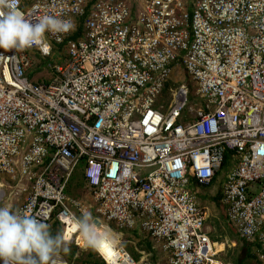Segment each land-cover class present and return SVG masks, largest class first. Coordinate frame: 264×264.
Returning <instances> with one entry per match:
<instances>
[{"label":"built area","instance_id":"1","mask_svg":"<svg viewBox=\"0 0 264 264\" xmlns=\"http://www.w3.org/2000/svg\"><path fill=\"white\" fill-rule=\"evenodd\" d=\"M19 7L33 23L54 15L74 28L0 49V204L57 223L78 253L86 247L72 228L86 211L107 230L137 231L168 264H222L225 245L211 239L197 196L230 153L219 204L264 264V0ZM33 54L48 83L30 77ZM78 172L85 197L69 188Z\"/></svg>","mask_w":264,"mask_h":264},{"label":"clouds","instance_id":"2","mask_svg":"<svg viewBox=\"0 0 264 264\" xmlns=\"http://www.w3.org/2000/svg\"><path fill=\"white\" fill-rule=\"evenodd\" d=\"M0 9H2L0 10V49L22 50L39 46L44 41L45 33L66 34L74 28L71 20L54 15H43L33 23L20 10L19 0H0ZM32 78L38 81L36 75ZM76 176L83 184L81 174L76 173L73 179ZM74 225L86 248L99 253L106 247H115L116 235L111 231H100L92 221L89 212H83L79 218L75 219ZM131 233L140 235L137 231ZM65 244L66 237L62 233L53 235L47 223L24 212L14 211L8 206H0V264H51L58 252L68 251ZM150 244L151 251H145L148 255L154 252L152 242ZM131 258L134 260L133 257ZM138 260L140 258L134 261Z\"/></svg>","mask_w":264,"mask_h":264},{"label":"rangeland","instance_id":"3","mask_svg":"<svg viewBox=\"0 0 264 264\" xmlns=\"http://www.w3.org/2000/svg\"><path fill=\"white\" fill-rule=\"evenodd\" d=\"M39 77L37 78H42V79H50L51 76L49 72H41L38 74ZM182 79H184L183 76L177 78L178 82H180ZM189 106L192 105V102L189 101L188 103ZM184 118L187 117V113L183 114ZM83 167V164L80 165V168ZM3 181V180H0ZM223 181V176H219L209 187H198V191L200 194L197 196L199 205L204 207L206 209V214H207V222L205 226L209 227L210 231L212 232L211 236L215 237H222V240L229 242V244L225 245L224 251L221 252L219 255V258L226 263H232L236 260V258L239 255V246L235 247V244L230 243L232 231L230 228H228L226 224V220H224V215L222 213V210H220V204H217V200H215L216 197H218L219 193V188H220V183ZM4 182V181H3ZM80 185V186H79ZM78 186V187H77ZM84 185L80 182L78 177L76 176L75 179H73V182L70 186V191L72 194H75L76 196H81L85 197V191L83 189ZM5 193L9 195L10 191L8 190L7 187L4 189ZM79 196V197H80ZM12 198V196H10ZM86 199V198H85ZM0 206H5L4 203H1ZM100 231H111L113 234L116 235L117 241L115 247L118 248V244H120V248H122L124 251H126L131 257L134 258V254L138 258H142V255L139 254V252H144V254H147L145 252L146 250L142 249V246L146 244V241L143 239V236L141 235H134V233H131V231H118L114 228V225H111L109 227V230L106 229L102 224L96 225ZM51 227V226H50ZM136 233V232H135ZM81 236H79V239H77L78 243L80 245H83V243L80 241ZM67 248L68 245H65ZM220 250H222V246L218 247ZM144 250V251H142ZM90 248H86L85 251L80 252V257L84 258L85 255L88 253H93ZM60 252H64L61 250ZM96 252V251H95ZM98 253V252H97ZM96 253V254H97ZM58 255L62 256L59 252L57 253ZM99 254V253H98ZM134 260H137L134 258ZM148 263L151 264H168L166 256L161 252L158 253L157 251H154L152 254L146 256L144 259ZM147 262H143L142 264H148Z\"/></svg>","mask_w":264,"mask_h":264},{"label":"trees","instance_id":"4","mask_svg":"<svg viewBox=\"0 0 264 264\" xmlns=\"http://www.w3.org/2000/svg\"><path fill=\"white\" fill-rule=\"evenodd\" d=\"M32 56H33V60L35 62V65H34V68L32 71L33 73L31 76L33 77L34 75H36L37 77H39L38 74L43 72V70H46L47 65H46L45 60L41 59L38 55L33 54ZM38 81L48 83L49 80L38 78ZM229 163H230V153L226 154L225 161H224L223 166L221 168V172L217 175V178L219 176H221V174H222V176L224 175V173L227 171V166H229ZM215 180H216V178L214 179V181ZM215 200H217V203L219 202V195H218V197L215 198ZM222 213H223V211H222ZM224 220H226L225 216H224ZM228 228H229V226H228ZM50 231L53 235L60 233V228L58 227V224L54 223L50 227ZM211 239L214 242H220L222 237L220 238V237L211 236ZM230 239L235 241L237 246H239V255L236 258V260L234 262H232L233 264H256L257 256L255 255V251L257 252V250L259 248V245L257 242L250 246V245L246 244V242L243 239H241L234 232H232ZM67 249H68V251L59 252V253L65 259V261L68 262L69 264H105V262L101 259V257L98 254H96L95 251L93 253H88L87 255L84 256V258L83 257L81 258L80 257L81 254H80V252L78 253V249L74 244L69 245L67 247ZM142 249L146 250L147 252H150L151 251L150 242L146 241V244L144 246H142ZM76 255H78V257H75ZM134 258L138 259V257L135 254H134Z\"/></svg>","mask_w":264,"mask_h":264},{"label":"bare ground","instance_id":"5","mask_svg":"<svg viewBox=\"0 0 264 264\" xmlns=\"http://www.w3.org/2000/svg\"><path fill=\"white\" fill-rule=\"evenodd\" d=\"M103 225V224H102ZM104 226V225H103ZM105 227V226H104ZM72 230H76L75 225L73 224ZM80 234L77 239H79ZM81 238V237H80ZM82 242V240L80 239ZM118 242V241H117ZM119 243V242H118ZM84 245V244H83ZM120 244H118L119 247ZM99 256L104 260L106 264H133L129 258H127L120 249L116 247H106L101 252Z\"/></svg>","mask_w":264,"mask_h":264},{"label":"crops","instance_id":"6","mask_svg":"<svg viewBox=\"0 0 264 264\" xmlns=\"http://www.w3.org/2000/svg\"><path fill=\"white\" fill-rule=\"evenodd\" d=\"M219 194V193H218ZM217 204H219V202L217 203ZM222 208H221V206H220V210H221ZM224 215V214H223ZM227 224V223H226ZM228 225V224H227ZM229 226V225H228ZM206 228H207V231L209 232V234L211 233L212 234V232L210 231V229H209V227H207L206 226ZM229 228H230V230L232 231V232H234L235 233V231H234V229L233 228H231L230 226H229ZM211 234H210V237H211ZM221 238V237H220ZM230 239V238H229ZM225 240V239H224ZM224 240H222L221 239V241L220 242H217L218 244H222V243H224V245H227V244H229V242H227L228 240L226 239V241H224ZM230 243L231 244H235V246H236V243H235V241H233V240H231L230 239ZM251 246V245H250ZM218 247H220V246H217V248ZM219 249V248H218ZM221 254V253H220ZM219 254V255H220ZM242 255V254H241ZM255 255L257 256V252L255 251ZM255 256V257H256ZM219 258V257H218ZM220 259V261L222 262V264H224V262L221 260V258H219ZM226 264H233V263H226Z\"/></svg>","mask_w":264,"mask_h":264}]
</instances>
